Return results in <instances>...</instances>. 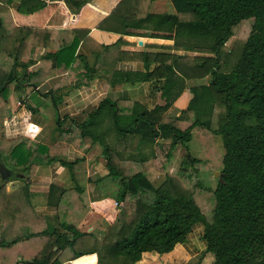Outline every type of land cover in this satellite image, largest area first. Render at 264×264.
Wrapping results in <instances>:
<instances>
[{"label":"trees","instance_id":"trees-1","mask_svg":"<svg viewBox=\"0 0 264 264\" xmlns=\"http://www.w3.org/2000/svg\"><path fill=\"white\" fill-rule=\"evenodd\" d=\"M153 1L121 0L99 28L127 36L137 29L163 32L165 38L184 52L193 48L210 52L205 61L187 64L164 61L151 73L133 75L130 81L151 83L159 92L162 104L145 109L132 103L125 108L104 98L82 123L72 122L63 130L55 115L53 123L41 126L34 139L4 143L2 119L10 117L5 110L10 85L14 83L18 89L22 83L35 87L43 79L35 80L44 61L63 55H68L72 63L81 61L83 58L73 57V53L86 32L70 31V42L62 43L53 53L35 56V59L32 55V67L27 71L28 62L22 64L20 60L26 48L34 47L33 51L38 48L39 54L44 48L43 39L35 36L31 42L27 39L28 29L11 27L17 31L16 35L12 34L7 30L10 20L5 16L9 19L8 8L24 15L37 12L47 0H0L1 162L21 175L12 180L22 184L33 153L46 158L41 167L57 164L62 168L57 175L60 186L49 184L47 192L41 195L24 192L32 208L53 211L54 228L41 215L26 221L20 218L16 207L1 204L5 183L0 182V264H63L91 254L95 256V264H134L143 253L170 252L175 245L184 243L195 227L201 228L204 252L211 256L212 264H264V0H168L173 15L149 14ZM89 2L62 0L71 17ZM243 21H249L245 38L231 50L227 49L226 41ZM25 41H30L28 46L24 45ZM37 58L39 66L35 64ZM17 67L21 74L15 80ZM203 78L209 81L188 89L191 98L184 109L177 115H164L179 96L184 80ZM84 80L85 84L89 79ZM110 83L114 84V80ZM22 99L21 106L27 112H39V103H32V98ZM49 99L55 109V97ZM194 131L209 135L222 150L215 188L210 192L202 189L211 197L208 219L196 203L195 189L201 187L198 183L191 190H182L176 182L153 189L145 171L155 170L151 164H145L146 159L138 151L139 146L152 147V155L164 159L158 166L162 170L174 148L186 146ZM111 132L118 141L136 138V155L120 160L105 140ZM85 138L101 147L107 171L94 180L86 179L90 195L98 196L99 200L110 198L120 204L111 226L95 233L78 229L89 203L87 191L78 180L83 174L77 167L81 160L67 161L59 152L65 153L67 145L75 147L80 142L82 148ZM160 140L169 143L162 146L157 143ZM56 144L64 149L58 145L57 155L51 156L48 147ZM203 164L186 153L178 177H190ZM93 208L96 210L98 205ZM86 239L92 244L89 249L81 247ZM74 264H94V258L86 257Z\"/></svg>","mask_w":264,"mask_h":264},{"label":"crops","instance_id":"crops-1","mask_svg":"<svg viewBox=\"0 0 264 264\" xmlns=\"http://www.w3.org/2000/svg\"><path fill=\"white\" fill-rule=\"evenodd\" d=\"M120 1L90 0L88 4L80 8L74 17H71L65 9L62 0H47L44 8L26 15L17 13L13 8H8L9 19L7 16L5 18L6 20H10L11 23V26L7 27L9 32L17 34V31L11 27L15 29H28L30 31L28 36L30 37L27 39L31 42L35 41V36H38V40L43 39L42 45L44 48H42L39 54H37L38 48L35 51H33L34 47L31 49L26 48L20 62L22 64H27L28 62L27 71L32 67L30 66L32 55L35 59V56L40 58V55L45 53H53L62 43L70 42L72 39L70 31L82 30L86 34L79 41L73 53V57L81 56L83 58L81 61L76 60L72 63L68 59V55H63L53 61H44L42 71L36 76L35 80L42 77L43 79L35 87L22 83L20 85L21 89H18L14 83L10 85L11 91L6 100L5 107L10 116L5 120L8 121L10 128H4V138L2 139L4 143L17 141L22 138L34 139L21 134L26 124L35 126L39 132L41 126L53 123L55 115L61 122V129L66 125L69 126L71 122L82 123L86 121L87 114L104 98L109 99L111 102L123 104L125 108H129L132 103H137L145 109H151L154 105L158 104L160 99L159 92L154 89L151 83H138L130 81V79H133V75L135 74L151 73L161 62L181 61L187 53L184 51L183 53H179L180 51L173 45V41L165 38L166 34L163 32L137 29L131 30V36H127L113 31L107 32L101 30L99 25ZM166 1L155 0L151 2L148 13L152 15H173L174 10L172 6L169 8L162 7L167 6ZM32 30L33 32L31 33ZM28 42L25 41L24 45L28 46ZM102 47L107 48L102 50ZM181 57L183 58L181 59ZM39 58L35 61L37 66L40 64ZM16 69L13 76L15 80L19 79L21 74L20 68L17 67ZM127 74H130L131 77H128ZM85 77H88L89 80L84 84ZM111 80H114V84L110 83ZM47 97L60 99L58 108L53 109L51 102L46 105L47 108L51 107L49 109L51 114L47 120H43L36 113L30 114L20 103V98H23L22 100L32 98V103L43 105L44 99ZM190 98L191 94H189L188 89L183 90L164 113L177 115L179 110L186 107ZM93 101L96 105L92 104L88 106ZM17 102L20 105L15 107L14 103ZM32 106L34 107V105ZM29 127L31 128V126ZM58 145L48 147L51 156L57 155L56 151L59 150ZM83 147L79 148L78 146L72 147L71 145H67L65 153L61 152L60 156H63L67 161L81 160L83 154L80 151ZM45 161L46 158L44 156L33 153L27 163L29 171L24 176L25 183L13 181V178L6 182L2 191L1 204L6 203L8 207H16L20 218L26 221H31L37 215H41L45 223L50 228H54L53 211L45 208H32L26 198V194H24L26 191L27 194L31 192L41 195L47 192L49 184L55 186L61 185V182L56 180L55 176L57 177L62 168L58 166L59 171H54L53 174H50L45 168L41 167ZM50 166L48 167L50 168ZM37 167H40V170ZM86 195L89 201L88 211L78 226L79 230H82L83 227L91 223L93 224L99 218H102L104 221L106 218H109L111 214L108 209L114 202L110 198L99 200L98 196H91L90 192H86ZM96 204L98 208L94 210L93 206ZM115 214L112 215L113 220ZM198 228L201 231V228ZM91 230L92 227H88L85 231L92 233ZM88 239L85 240L81 247L85 246L84 248L86 249L92 247ZM184 243L175 245L166 254L143 253L134 264H179V259H183L186 262L187 259L184 257L188 254L182 256L180 252L185 246ZM86 257H93L95 264V256L93 254L81 256L63 264H74Z\"/></svg>","mask_w":264,"mask_h":264},{"label":"rangeland","instance_id":"rangeland-1","mask_svg":"<svg viewBox=\"0 0 264 264\" xmlns=\"http://www.w3.org/2000/svg\"><path fill=\"white\" fill-rule=\"evenodd\" d=\"M166 2H167V6H162V7L169 8L171 6L170 2L168 0ZM248 22L249 21H243L242 22L243 24L238 25L235 29L233 28L234 29L233 36H231V38H229L225 43V47H227V49L231 50L233 47H235L236 44H240L242 42V40L245 38L248 32V28H249L247 24ZM178 49L180 51L179 53H183V51L180 48ZM186 53L187 55H184V56L182 55L184 58L181 57V59L182 58L183 59L182 60L180 59L181 61H178V62H183L187 64V63H193V61H199V60L205 61V59L210 56V52L207 49H202V48H193L191 51H188ZM208 81H209L208 78H203L200 80H184V82H182L183 85H180L182 87L180 92H182L183 90H187L190 87H195L197 85H204ZM50 102L51 101L49 97L44 99L43 105L45 106L40 105L39 112H36L37 116L39 117L41 116L43 120H47V118L51 114V112L49 111L51 107L50 106H49L50 108L46 107V105L49 104ZM55 102H56V107L58 108L60 99L55 98ZM92 104L96 105V103L93 101V102H90L88 106H91ZM158 104H162L161 99H159ZM18 105H20L18 102L14 103L15 107H18ZM121 107L123 108V106ZM41 110H43V112H41ZM171 113L174 114L173 112ZM164 115L171 116L170 114H167V113H164ZM3 121L4 120L2 119V123ZM27 127L28 126L26 124V128ZM67 128H68L67 125L62 127L63 130H66ZM116 138L117 136L113 132H111L106 135L105 140L110 146V149L116 153L117 157L120 158V160H125L129 156L134 157L136 155V152H135L136 142H137L136 138H128V139L125 138L124 141H121V140L118 141ZM82 141H83L84 147L80 151V153L83 154V157L81 161L77 164V167H78V170L83 174L78 176V180L80 184H82L85 187V190L89 193L90 188H89V185L86 184V179L94 180L97 177L105 175L107 171L104 167L103 158L101 157V147L96 143H92L89 139H86V138L83 139ZM61 143L65 144L64 142H61ZM80 143L77 144L79 148H81ZM157 143H160L162 146H165L169 143V141L160 140V141H157ZM60 144L59 146L63 148V146H61ZM77 145L75 147H77ZM138 151H139V154L142 155L146 159L145 164H148V165L151 164V168L155 170L153 172L148 171V170L145 171L147 172L146 174L149 176V181L153 189H159L163 187L165 184L169 185L170 182H173V183L176 182V184L182 190L184 189L191 190V188L194 189L193 184L198 183V185H200L201 187L195 189L196 193L198 194V195H195L197 199V200L195 199L196 203L199 206L202 215H204L206 219L210 217V209L212 207L210 206L211 197H210L209 192L215 188L218 182V176H219L218 171L220 169L219 156L222 153V150L219 147L217 142L211 140L209 138V135L207 134L202 135V134L196 133V131L192 132L191 140L189 141V143L184 147L177 145L174 148V150L171 152V157L169 158V160L166 161L165 164H163L162 170H158V166L161 163H163L164 159L158 156L156 158L154 155H152L154 152V149L152 147H148L146 145L139 146ZM59 152L60 154H62L61 151ZM186 153H188L191 157L204 162V164L199 167L197 173L191 174L190 177L188 178L187 176L178 177L179 171H180L181 160H182V157ZM216 165H217V168L215 167ZM37 168L38 170H40V167H37ZM45 169L47 172H50V174H53L54 171H59L57 164H52L50 168L47 166ZM55 179L58 180L56 176H55ZM17 184H20V183H17ZM202 189L203 190L207 189L209 192H203ZM111 205H110V208L108 209V211L111 214L109 218H106L105 221L102 218H99L93 224L91 223L90 225L83 227L82 231H85L88 227L89 228L92 227L91 231L95 233L96 231H104L108 227H110L111 224L113 223L112 215L115 214L117 212V209L120 207V204L118 207H114L113 203ZM47 210H51V209H47ZM200 233L201 231L199 230V228L195 227L192 229L190 234L187 235V238L184 243L185 246L183 250H180L182 256L188 254L187 256L184 257L187 260L186 262H184L185 260L179 259L180 260L179 264H212L211 256H209L208 254L204 252V244L201 241ZM11 256L12 255H10V257ZM5 258L7 259V256Z\"/></svg>","mask_w":264,"mask_h":264},{"label":"built area","instance_id":"built-area-1","mask_svg":"<svg viewBox=\"0 0 264 264\" xmlns=\"http://www.w3.org/2000/svg\"><path fill=\"white\" fill-rule=\"evenodd\" d=\"M2 126L4 128H6V129H9L10 128L7 120L3 121ZM27 126H28L27 128L25 127L22 130V133L21 134H23V136L25 135L26 137L34 138L36 136L37 132H38V129L35 126L31 125V124H28ZM29 126H31V128ZM32 128H34V129H32ZM113 206L114 207H118L119 204L116 203V202H113Z\"/></svg>","mask_w":264,"mask_h":264},{"label":"water","instance_id":"water-1","mask_svg":"<svg viewBox=\"0 0 264 264\" xmlns=\"http://www.w3.org/2000/svg\"><path fill=\"white\" fill-rule=\"evenodd\" d=\"M14 177L20 178L21 175L14 173V172L10 171L9 169H7L4 166V164L1 162V159H0V182L6 183Z\"/></svg>","mask_w":264,"mask_h":264}]
</instances>
